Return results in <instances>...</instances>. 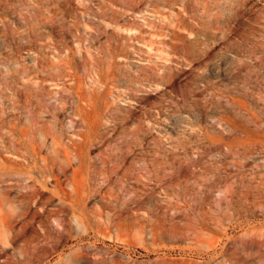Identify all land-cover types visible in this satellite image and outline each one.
I'll return each instance as SVG.
<instances>
[{
  "label": "rangeland",
  "instance_id": "rangeland-1",
  "mask_svg": "<svg viewBox=\"0 0 264 264\" xmlns=\"http://www.w3.org/2000/svg\"><path fill=\"white\" fill-rule=\"evenodd\" d=\"M33 123L88 138L80 203L32 257L4 177L0 264H264V0H0L4 169Z\"/></svg>",
  "mask_w": 264,
  "mask_h": 264
},
{
  "label": "bare ground",
  "instance_id": "bare-ground-1",
  "mask_svg": "<svg viewBox=\"0 0 264 264\" xmlns=\"http://www.w3.org/2000/svg\"><path fill=\"white\" fill-rule=\"evenodd\" d=\"M76 109L78 112L83 110V108L80 106H77ZM66 111L69 110L67 109ZM114 119H118L119 121H113V131L117 128L116 125L123 121V118ZM73 122L77 125L81 123L80 120H74ZM32 127L33 128L29 132V137L31 138L29 145L30 151L26 152L23 156L20 155L23 158H21V160L25 161L22 163V168L13 169L8 167L4 169L0 163V182H5L6 179H4V177L6 176L12 177V180H14L13 184H8L7 187H5L9 191H15L16 195H18L16 197L20 198L22 202H24L25 209H27L25 212H21L12 216L11 220H7V228H9V230H12L13 224L19 225V228L12 236V239L16 240L22 237L24 233L28 232V230H32L36 235L43 237V243L41 245L38 244L37 246H33L31 251H29V248H27V250L25 249L26 251L31 252L30 255L33 257L37 252H39V250H53L57 248L61 243V238L66 236L70 231V229L61 228L59 223L53 217L66 212V210H69L71 204L74 202L80 203L78 189L74 186H76L75 180L83 160L81 152L83 147L87 146L88 142H86V139L88 140V138H83V140H81L82 142L70 140L71 145L66 146L63 141H60L62 138H56L59 136V134H56L58 135L56 137L54 136L55 134L52 131V128L37 126L35 123H33ZM58 128L57 131H59ZM38 133L42 135V139L37 138L36 135ZM84 136L85 135L82 137ZM79 138H81V136ZM46 140H51L52 143V147H50L49 152L45 151L47 148V143L45 142ZM44 152L45 155H43ZM102 163L105 164V161L103 160ZM75 166L77 168H75ZM47 185H52L53 187V190L50 191V194L47 192ZM64 186L69 187L70 192H68ZM73 197H75L74 200ZM53 201L57 203L53 205ZM133 201L134 196L128 199L129 203H132ZM68 203H70V205ZM14 211H16V209H14ZM50 219H53L55 223V227L51 229L47 227V223ZM34 224H38V227L35 229L33 227ZM5 231H7V229ZM52 234L56 235L59 239L57 238L55 241H49L48 236Z\"/></svg>",
  "mask_w": 264,
  "mask_h": 264
}]
</instances>
